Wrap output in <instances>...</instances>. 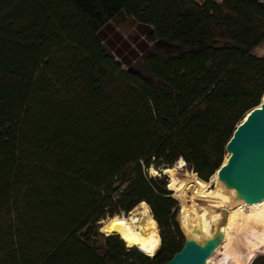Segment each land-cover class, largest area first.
Here are the masks:
<instances>
[{
  "label": "trees",
  "instance_id": "obj_1",
  "mask_svg": "<svg viewBox=\"0 0 264 264\" xmlns=\"http://www.w3.org/2000/svg\"><path fill=\"white\" fill-rule=\"evenodd\" d=\"M119 16L153 43L140 44L141 75L108 39ZM262 44L264 0H0V264L168 262L179 207L148 171L183 160L209 181L264 97ZM142 202L153 257L116 222L98 232Z\"/></svg>",
  "mask_w": 264,
  "mask_h": 264
},
{
  "label": "bare ground",
  "instance_id": "obj_2",
  "mask_svg": "<svg viewBox=\"0 0 264 264\" xmlns=\"http://www.w3.org/2000/svg\"><path fill=\"white\" fill-rule=\"evenodd\" d=\"M227 158L228 155L224 163H226ZM183 165V160H180L177 165L164 170V173L169 177V190L173 192L174 199L180 203L179 222H181L182 230L200 244L210 238L213 235L212 232H216V230L224 233L223 242H225L231 227H229V221L234 213L233 209L242 206H251L254 209L264 205V200L251 205L236 201L234 199L235 192L221 193L220 190L223 188L219 183L216 184L215 191L211 192L209 187L212 182L216 181V173L211 177L210 182L201 180L191 172H184L183 177L179 179L176 174L182 170ZM222 220L224 221L221 223ZM116 235L127 248L137 249L148 257H153L160 247L161 241L157 227L150 220L149 210L144 202L140 203L124 218Z\"/></svg>",
  "mask_w": 264,
  "mask_h": 264
},
{
  "label": "water",
  "instance_id": "obj_3",
  "mask_svg": "<svg viewBox=\"0 0 264 264\" xmlns=\"http://www.w3.org/2000/svg\"><path fill=\"white\" fill-rule=\"evenodd\" d=\"M154 46L162 47L165 52L178 47L177 44L164 40L156 41ZM150 53L147 51L144 56ZM129 71L141 75L138 70L131 67ZM225 152L228 158L226 163H223L217 170L216 181L226 190L234 191V199L243 204L251 205L263 201L264 97L259 106L250 110L237 125L225 146ZM163 171L160 170L162 175H165ZM223 239L224 233L220 230H216L203 244L193 239H185L180 251L175 253L165 264H206L207 260L220 247Z\"/></svg>",
  "mask_w": 264,
  "mask_h": 264
},
{
  "label": "rangeland",
  "instance_id": "obj_4",
  "mask_svg": "<svg viewBox=\"0 0 264 264\" xmlns=\"http://www.w3.org/2000/svg\"><path fill=\"white\" fill-rule=\"evenodd\" d=\"M194 1L200 3L203 0ZM215 1L217 3H221L223 0ZM111 28L112 32L107 33L110 42L115 46V48L121 50L123 54L128 57L129 60H131V68L142 69L144 54L140 49V44H146L148 47H151L153 43H146L147 41L139 32V28L136 22L130 17L119 16L111 22ZM254 53L259 57H264V44L260 45L254 51ZM226 156L227 155H225L224 157L223 163L225 162ZM179 162L175 164L177 165ZM184 172H191L187 169L185 163L183 165L182 170L177 172L178 174H176V177L179 179L182 178ZM148 175L151 177L160 175L163 176L160 171L154 168L149 169ZM164 177L168 183V175H164ZM210 179L208 182H210ZM217 183L218 182L215 181L210 184L209 190H211V192L215 191V189L217 188ZM222 188L223 189H221L220 191L223 194H227L228 192L226 191H232L226 190L223 186ZM167 189L169 190L168 184ZM171 197L174 199L173 192ZM175 201L178 203L179 207L176 222L182 234L183 240L191 239L189 234L186 231L182 230L181 222H179L180 203L177 200ZM230 202L233 203L232 200H230ZM148 210L150 220L152 221L151 211L149 207ZM232 211H234V213L230 218L229 227H233L229 228L228 238L225 240V242H223V244L219 247L216 253L209 258V262L207 264H251L256 257L264 255V205L260 207H255L254 209L251 206H242L241 208H236ZM144 215L145 213L143 214V216ZM127 216L119 215L115 216L113 219H111V221L109 218L101 221V225H97L98 232L104 236L112 235L111 227L113 223L116 222L118 225H121L124 221V218ZM223 221L224 220H222L221 223ZM212 233L214 234L215 231H213Z\"/></svg>",
  "mask_w": 264,
  "mask_h": 264
}]
</instances>
